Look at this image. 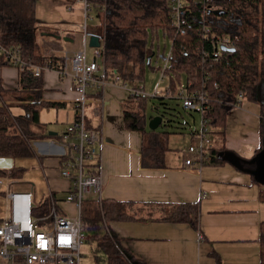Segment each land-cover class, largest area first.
<instances>
[{
  "label": "trees",
  "instance_id": "trees-1",
  "mask_svg": "<svg viewBox=\"0 0 264 264\" xmlns=\"http://www.w3.org/2000/svg\"><path fill=\"white\" fill-rule=\"evenodd\" d=\"M169 1L86 0L88 13L96 9L102 14L101 24L94 30L86 27V32L97 34L102 40L105 72L115 70L121 83L131 84L135 79H143L146 58L154 54L153 40L161 30L169 40L170 56L167 65L160 69V74L166 79L160 88L162 93L153 97L177 98L175 93L182 83L205 93L208 109L204 115L211 128L213 142L196 160H201L204 165H220L227 160L223 158L224 153L232 152L239 158L236 167L250 171L253 180L257 181L252 173L254 157L246 159L227 149L224 134L227 114L238 103V94L241 93L247 101L259 106V150L264 144V0H210V6L216 8L206 9L204 13L200 5L189 1L185 23L180 26L171 22ZM35 5L36 0H0V42L15 50L27 63L43 65L51 62L59 69L63 65V56H45L40 40L49 38L44 36V32L55 31L36 17ZM202 24L216 35H229L235 47V51H222L209 69L202 68L198 54L204 42L207 44L201 36ZM0 60L11 65L3 55H0ZM147 65L151 70L156 69L150 63ZM189 81H192V86H188ZM167 91L171 95H166ZM42 94V74L36 76L30 68L18 71L17 87L8 89L0 84V158L14 160L36 155L32 141L39 137L62 139L63 133L50 135L30 129L31 123L42 125L40 113L44 108L63 105L43 100ZM147 97L129 94L123 104L122 122L125 129L141 133V164L159 167L165 165V152L169 149L166 142L171 131L165 127L170 119L163 120L156 129H149L145 114ZM133 98L137 99L139 110L127 107ZM6 99L18 102L6 103ZM12 107L21 111L13 112ZM153 109L158 112L159 106L153 105ZM76 113L78 115L77 110ZM88 169L93 172L90 167ZM2 176L20 180L24 176V168L14 164L0 167ZM49 204L48 197L39 203L33 202L32 213H46ZM134 204L131 201L99 200L94 196L83 200L81 218L94 264H147L127 251L124 255L118 247V238L107 227L110 221L136 219ZM159 207L162 214L158 220L183 222L198 230V201L160 204ZM258 244L259 261L264 264V220L259 225ZM215 264H219L218 259Z\"/></svg>",
  "mask_w": 264,
  "mask_h": 264
},
{
  "label": "crops",
  "instance_id": "crops-1",
  "mask_svg": "<svg viewBox=\"0 0 264 264\" xmlns=\"http://www.w3.org/2000/svg\"><path fill=\"white\" fill-rule=\"evenodd\" d=\"M98 14L102 20V14ZM35 15L55 31L53 33L60 35L56 38L44 34L49 38L40 39L43 52L54 46L56 54L72 53L81 45L84 22L92 30L96 27L89 25L83 15V0H36ZM63 36L71 40L64 41ZM86 38L88 41V35ZM77 41L79 46L75 44ZM101 41L100 38V44ZM17 77L18 70L0 60L1 86L17 87ZM42 84V99L63 105L45 108L48 112L54 110L49 115L51 119L46 121L52 126H46L41 132L57 130L61 134L76 119L80 94L70 76L59 77L54 70L42 73ZM123 88L110 82L101 93L88 89V101L83 104L86 127L101 129L104 136L101 155L86 159L87 166L102 176L101 198L135 203L136 219L107 224L108 230L118 238L122 253L125 255L127 251L147 264H215L217 259L219 264H263L259 261L258 236L260 222L264 220V184L253 180L250 171L238 169L231 158L220 165L191 168L184 164L189 154L175 155L166 151L165 165H142L141 133L125 129L122 122ZM11 101L18 102L5 100L6 103ZM12 110L21 111L18 107ZM258 111L257 104L243 100L229 110L225 121V147L246 159L254 157L261 145ZM190 133L195 138L194 133ZM60 138L39 137L32 141L34 152L40 155L39 163L36 155L17 159L22 163L17 166L25 167L24 176L29 175L24 180L4 181L0 185L6 213L8 190L30 191L34 203L41 202L50 191L56 198L65 197L71 182L59 173V158L67 150ZM194 201L199 203V232L187 223L157 219L162 214L160 204ZM60 206L74 210L70 202L62 201ZM6 213L0 215V219Z\"/></svg>",
  "mask_w": 264,
  "mask_h": 264
},
{
  "label": "built area",
  "instance_id": "built-area-1",
  "mask_svg": "<svg viewBox=\"0 0 264 264\" xmlns=\"http://www.w3.org/2000/svg\"><path fill=\"white\" fill-rule=\"evenodd\" d=\"M191 1L202 7L203 13L206 9H215L210 6V0H170L169 11L173 25L180 26L185 23L187 4ZM88 4L83 0V15L88 18ZM201 36L204 38V45L199 49V56L202 68L209 69L218 59L223 51L221 46L233 47V39L229 35H216L205 24L201 26ZM86 25L83 24L82 47L76 49L70 55L63 52V65L57 69L51 62L43 65L30 64L21 59L16 51L8 49L0 42V55L4 60L14 66L18 71L26 68L32 69L34 75H41L44 71L54 70L59 77L70 76L75 90L80 94L77 100V118L69 124L63 132V144L67 147L59 158L60 176L69 179L70 190L63 199L53 197L52 191L47 193L50 204L44 214L34 215L32 213L33 197L30 191L8 190L6 199L8 209L5 216L0 219V264H81V245L85 238L84 224L81 218V204L84 199L90 196L101 199L102 176L88 169L86 159L92 156L101 155L104 144V136L101 129L87 128L85 124V112L83 104L87 102L86 92L97 90L103 92L110 82L120 84L127 89L134 97L147 96L142 86L121 83L118 73H106L103 66V45L94 47V56L91 61L86 60ZM47 54H56L54 48H50ZM170 51L164 59V68L168 63ZM100 57L101 62L96 58ZM110 76V79H109ZM160 80L163 75L160 74ZM188 86H192L189 81ZM162 93L157 86L153 89L152 96ZM166 95H171L168 91ZM175 96L181 106L189 111L199 113L200 125L192 131L197 142L189 144L188 156L184 158V164L191 168H197L204 163L196 160V157L203 156V152L212 142L211 128L204 115L208 109V99L205 93L197 89H190L186 83H182ZM236 106L246 100L242 94ZM102 100H100V103ZM72 106L75 107L74 102ZM67 139V141H65ZM14 179L2 176L0 185L4 181ZM62 201L70 202L74 206L72 214L62 209ZM199 238H202L201 235Z\"/></svg>",
  "mask_w": 264,
  "mask_h": 264
},
{
  "label": "rangeland",
  "instance_id": "rangeland-1",
  "mask_svg": "<svg viewBox=\"0 0 264 264\" xmlns=\"http://www.w3.org/2000/svg\"><path fill=\"white\" fill-rule=\"evenodd\" d=\"M89 13L90 14L88 15L89 16L88 24L99 26L98 23H100L101 20H100L98 11L96 9H91L89 10ZM39 37L40 36L38 35L37 38L39 39ZM75 44L79 46L78 41ZM101 44H102V41H101ZM51 47L55 48L54 46H51ZM51 47H49L48 49H50ZM81 47H82V44L80 45L79 48ZM48 49L45 52H43L45 56L52 55V54H47ZM152 49L154 51V54L149 56V58L148 57L146 58V61H145L146 69L143 72V79H135L134 83H131V84L133 86H142L143 91L148 96L146 108H145V114L148 119L150 115H155L154 113L155 110L153 109V105L159 106L158 112H160V114H163V120H166V118L170 119L167 122V126L165 127L166 130L171 131V133L168 136L167 142H166L169 148L168 150H166L167 153H172L175 155H180L182 153L188 154L187 148L189 144H193L197 142L196 138L191 137L190 132L194 128H198L200 125L199 113L184 109L181 106L180 101L177 98H165V97L157 98V97L152 96V92L155 86H157L158 89H160L166 83L165 77H163L162 81L160 80V73H161L160 69H162L163 64H164V59L169 51V40L165 35L162 34L161 30H158L157 36L153 40ZM68 54L70 55L71 52L69 51ZM93 56H94V48L92 46H89L87 42L86 60L91 61L93 59ZM96 59L98 62H101L100 57ZM147 63H150L156 69L151 70L150 68H148ZM124 91H125V98L123 102L128 98L130 94L127 89H124ZM136 100H137L136 98L131 99L130 103L127 104V107L131 109L139 110ZM49 110L51 112H48L47 110L45 111V108L41 111V119H43L42 121L46 122L48 119H51L49 115L53 113L54 110L53 109H49ZM46 126H52V125L48 122H46L45 125L44 123H42V125L38 123H31L30 129L38 133V132H41L42 129H44ZM65 141H67V139H65ZM215 141L217 142L218 139L215 138ZM39 156L40 155L36 153L35 159L37 160L38 163H39V160H38ZM19 161L21 160L14 159L12 163L14 165H19V164L21 165L22 163H20ZM27 161L28 160H24L23 162H27ZM23 165H26V163H23ZM38 167L42 173V168L40 167V164ZM26 175H29V174H25V176L21 180H24ZM38 177H40V174L38 175ZM45 186H46V181H45ZM67 207L70 208L69 205H67ZM67 212L68 214H72L73 209L68 210ZM5 213H6V204H5V201L2 199V196L0 195V215L5 214ZM81 253H82L81 264H94V261L91 255L90 243H88L87 241H83L81 245Z\"/></svg>",
  "mask_w": 264,
  "mask_h": 264
},
{
  "label": "water",
  "instance_id": "water-1",
  "mask_svg": "<svg viewBox=\"0 0 264 264\" xmlns=\"http://www.w3.org/2000/svg\"><path fill=\"white\" fill-rule=\"evenodd\" d=\"M44 34H48L52 37L60 38V35L55 34L53 32H44ZM88 35V45L92 47H98L100 45L99 42V35L86 32ZM86 35V36H87ZM64 40H71L68 36L62 37ZM221 49L223 51H235V47H227L222 45ZM149 58V57H148ZM163 122V114L157 113L150 117L147 121V126L149 129H156L161 123ZM48 134L54 135L56 134V131H48ZM223 158H231L234 162L238 164L239 158L235 156L232 152H226L223 155ZM254 168L252 170L254 177L256 180L262 184H264V144L263 147L258 151V153L254 156ZM12 165V159L11 158H0V167H9Z\"/></svg>",
  "mask_w": 264,
  "mask_h": 264
}]
</instances>
